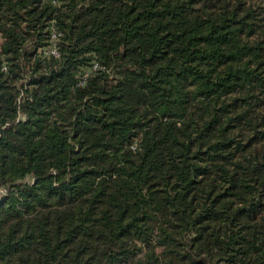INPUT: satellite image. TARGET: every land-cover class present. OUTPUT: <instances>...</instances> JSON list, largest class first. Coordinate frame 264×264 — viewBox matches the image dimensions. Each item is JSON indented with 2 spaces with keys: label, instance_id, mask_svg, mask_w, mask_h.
Returning a JSON list of instances; mask_svg holds the SVG:
<instances>
[{
  "label": "trees",
  "instance_id": "obj_1",
  "mask_svg": "<svg viewBox=\"0 0 264 264\" xmlns=\"http://www.w3.org/2000/svg\"><path fill=\"white\" fill-rule=\"evenodd\" d=\"M4 188L0 264H264V0H0Z\"/></svg>",
  "mask_w": 264,
  "mask_h": 264
},
{
  "label": "built area",
  "instance_id": "obj_2",
  "mask_svg": "<svg viewBox=\"0 0 264 264\" xmlns=\"http://www.w3.org/2000/svg\"><path fill=\"white\" fill-rule=\"evenodd\" d=\"M57 39V33L56 32H54L53 33V39H52V41L54 40H56ZM49 52H51V53H53V54H55V55H58V49H57V46H56V43L54 44V47L52 48V50L51 51H49ZM97 66H98V64L97 63H95L94 65H93V68H97ZM5 188L4 189H0V193H5Z\"/></svg>",
  "mask_w": 264,
  "mask_h": 264
},
{
  "label": "rangeland",
  "instance_id": "obj_3",
  "mask_svg": "<svg viewBox=\"0 0 264 264\" xmlns=\"http://www.w3.org/2000/svg\"><path fill=\"white\" fill-rule=\"evenodd\" d=\"M54 44H55V41L53 40L52 43L48 46V48H47V50H46L47 53H51V52H49V51L52 50V48L54 47ZM89 71H90V70H86V71H85L86 74L89 73Z\"/></svg>",
  "mask_w": 264,
  "mask_h": 264
}]
</instances>
